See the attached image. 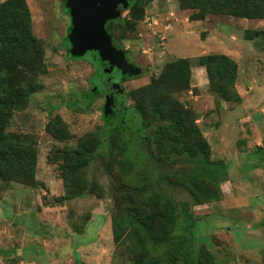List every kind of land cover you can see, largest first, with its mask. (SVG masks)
<instances>
[{
    "label": "rangeland",
    "instance_id": "obj_1",
    "mask_svg": "<svg viewBox=\"0 0 264 264\" xmlns=\"http://www.w3.org/2000/svg\"><path fill=\"white\" fill-rule=\"evenodd\" d=\"M25 1L33 34L43 47L46 71L23 85L32 93L25 99L27 104L15 111L8 131L32 138L38 151L37 182L29 186L0 178V264H139L136 245L142 246L149 264L154 260L168 264L181 236L191 240L192 256L201 257L203 264H264V155H255L264 145V41L252 36L264 31V20L227 14L192 20L195 11L181 10L178 0H154L133 30L123 26V19L129 21L127 12L120 23L108 25L117 40L114 47L145 70L139 68L142 75L131 76L139 77L124 82V90L119 91L129 107L134 108L131 94L149 85L168 62L192 61L189 89L177 97L198 116L196 123L211 146L210 159L228 169L219 199L192 207L194 223L179 207L171 246L153 250L130 235L128 192L136 201L138 188L153 182L175 201L191 203L188 190L172 185V176L193 164L170 153L165 160L154 150L155 161L147 159L149 152L137 143L144 137L149 143L147 132L125 121L121 122L132 143L128 151H117L115 140L103 136L111 121L104 113L108 99L105 102L101 92L102 81L114 69L129 75L117 67L108 73L111 65L97 51L78 56L81 59L68 57L72 20L64 0ZM93 52L103 64L102 71L98 62L95 66L91 61ZM210 55H225L234 62L237 78L230 89L241 101H231L232 94L226 92L224 99L218 83H210L206 67L197 66L199 58ZM114 75L123 79L118 72ZM94 88L100 92L90 101ZM128 111L133 124L136 113ZM57 120L71 133L65 142L51 134ZM80 139H102V144L86 169L90 189L77 195L63 182L57 152L76 148Z\"/></svg>",
    "mask_w": 264,
    "mask_h": 264
},
{
    "label": "trees",
    "instance_id": "obj_2",
    "mask_svg": "<svg viewBox=\"0 0 264 264\" xmlns=\"http://www.w3.org/2000/svg\"><path fill=\"white\" fill-rule=\"evenodd\" d=\"M153 1L128 0L129 6L122 12H127L129 19V21L123 19L124 28L133 30L137 23L144 19L145 7ZM178 2L181 10L195 11L191 16L192 20H203L208 15L221 14L242 19L264 20V0H178ZM120 21L121 18L110 21L106 26L116 46L117 40L111 34L108 25ZM31 23L30 10L25 0H6L0 3V178L3 181L35 186L37 148L31 137L8 131L15 111L27 104L25 99L32 93L24 89L23 85L30 79H37L46 71L43 47L33 34ZM71 28L72 26L68 30V36ZM68 36L66 40L68 57L81 59L71 55ZM252 36L263 38L264 41V31L255 32ZM92 54L94 59L91 61L95 62V66L98 62L102 71V62L96 57L95 52ZM192 66V61L186 58L168 62L160 75L153 78L149 85L131 94L136 117L141 119L144 129L153 133L151 139L153 147L151 145L147 147L144 140L137 141L149 152L147 159L155 161L152 158L154 150L165 160L169 159L166 155L170 153L193 164L191 169H185L182 173L172 176L175 179L172 185L188 190L191 203L175 201L171 196L160 192L153 182H144L143 187L138 188L134 193L139 198L136 201L128 192L133 226L130 235L139 243L145 242L153 250L158 246H171L178 225L179 207L190 221L196 222L191 208L217 201L220 185L227 180V166L221 161L210 159L211 146L196 123L198 116L186 108L177 97L189 89ZM197 66L206 67L210 83L212 85L218 83V92L226 99L228 97L226 94L231 93L230 86L237 78V67L234 62L225 55H210L199 58ZM99 90L89 93L90 101L97 97ZM231 94V101H241L235 91ZM121 125V121L117 124L107 122L105 130L103 129L105 133L103 136L110 137L111 141L115 140L116 150L120 153L128 151L132 143L128 137L129 131L122 129ZM51 134L60 142L71 138V133L62 120L54 123ZM101 144L102 139L98 142L97 139L92 141L80 139L76 148H64L57 152L61 177L73 194L81 195L90 189L85 173L96 148ZM255 155L263 158L264 145L256 149ZM190 246L191 240L181 236L174 247L176 254L169 256L168 264H177L176 261H180V264H203L198 255L193 258ZM136 248L141 259L139 264H149V261L144 259L142 246L136 245ZM154 264L161 262L154 260Z\"/></svg>",
    "mask_w": 264,
    "mask_h": 264
},
{
    "label": "water",
    "instance_id": "obj_3",
    "mask_svg": "<svg viewBox=\"0 0 264 264\" xmlns=\"http://www.w3.org/2000/svg\"><path fill=\"white\" fill-rule=\"evenodd\" d=\"M128 6V0H65L72 20L68 36L72 45L71 55L78 57L88 51H97L101 60L111 65L108 73L117 67L125 75H139L141 70L128 63L124 52L114 47L112 36L106 29L108 22L121 18ZM95 91L96 88L93 89ZM104 113H109L108 100Z\"/></svg>",
    "mask_w": 264,
    "mask_h": 264
},
{
    "label": "flooded vegetation",
    "instance_id": "obj_4",
    "mask_svg": "<svg viewBox=\"0 0 264 264\" xmlns=\"http://www.w3.org/2000/svg\"><path fill=\"white\" fill-rule=\"evenodd\" d=\"M126 59H127L128 63L134 65L137 68H141L139 66V64H137L135 62H131L127 58V56H126ZM106 67H107V64H105L104 69ZM143 71H145V70L142 69V73H143ZM116 72H118L120 74L121 78H123V79L117 80L115 75H114ZM141 75H139V76H141ZM138 77L123 76V75H121V72L119 70L114 69L112 74L105 76L104 80L102 81L103 89H101V87L99 85L98 86L102 90L101 92H103V95L105 97V102H106V99H108V101L111 105V109H110L111 111L109 110V115L107 117L111 121V123L117 124L119 121H123V122L125 121L126 123H129L133 127H136V128H139L141 130L146 131L148 139H149V141H148L149 143H146V146L147 145L150 146L151 145L150 141L153 138V133L151 131H148V129H146V128L144 129V127L142 126L140 119L138 117H135L136 119H135L133 124L130 123L131 121L128 119V117L130 116L128 108L132 109L134 112H135V109L126 105L125 100L121 98L122 93L119 92L120 90H124V88H123L124 82L133 80L134 78H138ZM94 87H96V86H94ZM120 127L122 129H126V125L124 123ZM144 138H145L144 141L147 140V137H144Z\"/></svg>",
    "mask_w": 264,
    "mask_h": 264
}]
</instances>
